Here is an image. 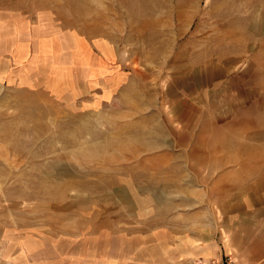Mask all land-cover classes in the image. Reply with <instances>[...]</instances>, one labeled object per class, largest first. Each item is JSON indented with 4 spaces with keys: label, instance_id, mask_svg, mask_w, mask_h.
<instances>
[{
    "label": "rangeland",
    "instance_id": "1",
    "mask_svg": "<svg viewBox=\"0 0 264 264\" xmlns=\"http://www.w3.org/2000/svg\"><path fill=\"white\" fill-rule=\"evenodd\" d=\"M259 169L264 0H0V264L225 256Z\"/></svg>",
    "mask_w": 264,
    "mask_h": 264
},
{
    "label": "crops",
    "instance_id": "2",
    "mask_svg": "<svg viewBox=\"0 0 264 264\" xmlns=\"http://www.w3.org/2000/svg\"><path fill=\"white\" fill-rule=\"evenodd\" d=\"M239 172L242 174L243 170L239 169ZM258 172L257 177L249 179L239 175V189L243 190H239V204L227 213L223 223L226 239L222 247L231 257L228 264H264V170L259 169ZM214 235L216 232L212 230L205 238L191 236L179 240L181 249L177 250L183 255L178 258L187 255L218 257L221 246Z\"/></svg>",
    "mask_w": 264,
    "mask_h": 264
},
{
    "label": "built area",
    "instance_id": "3",
    "mask_svg": "<svg viewBox=\"0 0 264 264\" xmlns=\"http://www.w3.org/2000/svg\"><path fill=\"white\" fill-rule=\"evenodd\" d=\"M229 262H231V257L226 254L225 256L222 257H211V258L194 256L186 260H182L180 262H175L173 264H228Z\"/></svg>",
    "mask_w": 264,
    "mask_h": 264
}]
</instances>
